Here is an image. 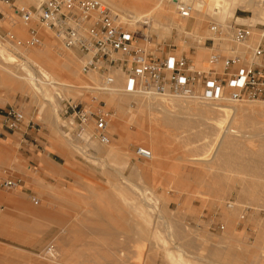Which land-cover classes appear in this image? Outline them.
<instances>
[{
    "label": "rangeland",
    "instance_id": "1",
    "mask_svg": "<svg viewBox=\"0 0 264 264\" xmlns=\"http://www.w3.org/2000/svg\"><path fill=\"white\" fill-rule=\"evenodd\" d=\"M37 1L36 5L41 0ZM100 1L135 24L129 26V30L146 37L147 51L155 58L185 55L193 59L199 69L208 65L212 56L219 55L237 57L241 59V65L260 41L264 44V38L258 42L259 32L264 31V26L258 22L249 27L250 37L254 38L255 43L246 45L245 42L235 43L232 40V32L248 27L252 18L251 13L239 9L235 10L234 17L224 19L227 25L223 28L216 23V14L211 6H207L202 19L197 17L195 11L191 18L181 19L175 7H170L169 0L160 4L157 0ZM31 6L35 5H25L20 0H15L12 5L0 2V11L4 15L0 28L13 36L10 43L0 39V50L8 55L6 59L0 58V75L6 81V87L0 86V98L23 114L21 131H25L28 121L34 122V127L30 125L29 130L34 131L44 144L43 151L31 149L32 153H44L56 166L68 167L73 175L63 171L60 176L42 173L39 165L31 160V152L21 145L24 141L22 136L17 137L11 158L7 162L0 159V181L6 178L21 181L14 189L0 187V264H171L165 260L163 246L166 243L172 244L173 254L179 249L185 260L195 264L264 263V110L252 111L254 113L243 111L245 116L254 119L243 127L246 133L251 134L241 144L242 149L237 150L232 146L226 152V159L203 161L209 158L208 153L205 158L203 154L211 147L216 132L212 127L218 123L205 119L201 111H174V108L170 110L177 114L180 124L168 128L159 120V111H139L140 105L133 97L127 96L130 93L133 95L132 92L127 91L125 85L118 86V75L125 81L121 71L116 69L111 72L114 83L110 90H120L112 95L111 91L102 90L105 89L102 85L103 75L98 72L82 73L78 52L65 49L53 33L39 28L40 44L28 46L27 26L14 15V9ZM152 13L162 16L171 14L178 24H183V30L172 27L168 35L164 34L166 19L154 22L149 16ZM145 15L150 18L147 19ZM235 17L242 21H236ZM212 26L219 30V34L210 32ZM16 28L23 29V36H16ZM46 41L54 43L56 47L43 49L41 43ZM29 58L48 67L66 87L57 90L45 84L35 85L30 80L25 92L15 89L13 83L16 79L8 71L11 69L10 72H14L21 67L23 60L27 63ZM68 63L74 68V79L66 76L68 66L64 64ZM216 69L220 75L223 74L221 63ZM30 71L37 75L34 68ZM23 75L29 80L27 71ZM12 87L20 93L10 90ZM26 89L32 90L31 95L30 90ZM103 93L112 96L113 100H106ZM138 96L143 99L145 94ZM156 97L160 100L166 98ZM31 100L44 108L50 107L55 112L53 122L42 123L39 109ZM59 100L75 101L89 107L103 106L110 114L107 130L109 143L102 146V153L93 147L94 144H102L95 140L86 142L87 135L84 133L79 135L75 129H72L71 135L62 132ZM246 102H264V99ZM234 122L235 119L228 122L230 126L227 122L222 126H229L233 132H237L239 129ZM253 130L258 133H253ZM123 131L127 134L124 135ZM86 132L91 134L92 125L88 126ZM9 137L6 135V138ZM154 142L162 150L161 166L156 170L134 155L138 147L148 149V145ZM236 159H244L245 162L237 163ZM238 181L247 182L248 187H239ZM131 184L139 188L147 187L160 198L158 212H154L156 214L149 227L138 218V211L129 207L137 195V189ZM164 189L167 191L165 198L161 197ZM21 194L23 197H20ZM124 198H128L129 206L123 202ZM33 199L38 203L34 204ZM235 201H239V205L237 202L233 216L224 218L223 215L231 210L226 208L228 202L235 204ZM137 227H146L148 231L141 237ZM48 251L52 254L51 259L46 256ZM110 254L120 262L106 258L108 255L111 257Z\"/></svg>",
    "mask_w": 264,
    "mask_h": 264
},
{
    "label": "built area",
    "instance_id": "2",
    "mask_svg": "<svg viewBox=\"0 0 264 264\" xmlns=\"http://www.w3.org/2000/svg\"><path fill=\"white\" fill-rule=\"evenodd\" d=\"M0 2L12 5L15 0ZM176 11L181 19L191 18L193 0L179 1ZM14 15L27 26L28 46L40 44L39 28L53 33L65 49L78 52L82 73H100L107 87L114 82L112 70L117 69L124 74L129 92L206 103L264 99L262 41L251 50L249 58L241 65V59L237 57L214 55L208 65L197 69L193 59L185 55L155 58L147 51L146 37L130 31L128 19L100 0H42L38 6L15 8ZM210 32L219 34L215 26L210 27ZM250 36L249 27L232 32L235 43H243ZM6 38L11 42L13 40L11 34L6 35ZM220 63L223 71L221 75L216 69ZM58 113L65 135H71L72 129H75L79 135H87L86 142L95 140L102 145L109 143L107 130L111 116L103 106L89 107L75 101L59 100ZM0 116L2 126L7 131H17L24 122L23 114L16 107L6 108L0 112ZM91 125L92 132L88 135L86 130ZM134 155L140 160H149L151 157L144 148H137ZM20 183L18 179L6 178L0 181V187L14 189ZM33 203L38 202L33 199Z\"/></svg>",
    "mask_w": 264,
    "mask_h": 264
},
{
    "label": "bare ground",
    "instance_id": "3",
    "mask_svg": "<svg viewBox=\"0 0 264 264\" xmlns=\"http://www.w3.org/2000/svg\"><path fill=\"white\" fill-rule=\"evenodd\" d=\"M36 2H38L37 0H35ZM42 1V0H41ZM39 1V2H41ZM164 1H168V0H157V2L159 3H163ZM171 5L170 6L171 8L175 7L176 9V5L177 3L180 1V0H169ZM194 11L197 15V17L199 19H202L204 16H205V13H206V8L207 6H211L213 7V11L215 12L216 14V23L220 24L221 27H225V23H224V19L228 18H232L234 17V12L235 10L239 9V10H242V11H245V12H249L252 14V18L249 19V23L250 25L248 27H253L254 24L256 22L260 23L262 26H264V0H194ZM153 2V1H152ZM133 3V2H132ZM140 3V2H139ZM159 3V4H160ZM40 4V3H39ZM37 3V6L39 5ZM165 4V3H164ZM163 4V5H164ZM158 5V4H157ZM140 6V5H139ZM133 8V6H131ZM158 7V6H157ZM139 8V7H138ZM168 8V7H167ZM135 10H137V8L135 7L134 8ZM156 9V7L154 8ZM151 10H153V8H151ZM138 11V10H137ZM136 11V12H137ZM160 11V10H159ZM172 11V10H171ZM152 12V11H151ZM140 13V14H139ZM133 14V13H132ZM138 14L141 15V12L138 11ZM153 14V13H152ZM166 14V13H165ZM164 14V15H165ZM137 15V13H136ZM138 15V16H139ZM143 15V13H142ZM147 17V19H149L150 17H148L147 15H145ZM149 16H151L153 19L154 22H157V20L159 21V19L161 20L162 18H165L166 19V25L164 26V34L168 35V32L169 30L172 28V27H175V28H178L180 29L181 31L183 30V24H178L173 17H171V14H166L165 16H162L161 14H149ZM141 17V16H139ZM236 21H242V19L238 18V17H235ZM142 19V18H141ZM137 21H140V19H138ZM147 21V20H146ZM165 21V20H164ZM163 21V22H164ZM143 22V21H142ZM145 22V21H144ZM128 27L129 26H133L135 25L134 23L128 21ZM159 23V22H158ZM161 23V22H160ZM165 23V22H164ZM163 23V25H164ZM146 24V23H145ZM162 24V23H161ZM150 27V26H149ZM228 28V27H227ZM230 28V27H229ZM250 28V29H251ZM230 30V29H229ZM264 30V29H263ZM256 32V31H255ZM229 33V32H227ZM40 36V35H39ZM45 37V36H44ZM225 36H223L224 38ZM228 37V35H227ZM264 37V31H261L259 32V38H258V42L261 40V38ZM47 38V37H46ZM206 38V37H205ZM216 38V37H215ZM223 38H220L222 41H223ZM231 40V37H229ZM50 39V38H49ZM217 39V38H216ZM228 39V38H227ZM46 40V39H45ZM220 40V41H221ZM48 41V39H47ZM46 41V44H47V47H50V48H55L56 46H54L55 44L51 42V44L49 42ZM51 41V39H50ZM232 41V40H231ZM246 43V45H251L253 43H255L254 41V38L253 37H249L246 41H244ZM59 44V43H58ZM58 50V49H56ZM251 50V49H250ZM2 50H0V58L2 57V59H6L8 58V55L4 54L3 52H1ZM244 52V51H243ZM7 53V52H6ZM16 59V58H14ZM1 61V60H0ZM4 61V60H3ZM22 61V60H21ZM64 61V60H63ZM2 62V61H1ZM16 62V61H15ZM14 62V63H15ZM8 63V62H7ZM13 63V62H12ZM21 67L18 68V69H14L15 71L14 72H10V70L8 71V74L11 75L15 80V82L13 83V86L19 91V90H24L25 89V86L26 85H29L27 84V81H30V80H33V82H35V85H42V84H45V85H48L49 87H52V89H57V90H61L62 88L66 87L65 85H62L61 82H60V77L57 76L56 74H54L51 70H49L48 67H44L42 65H40L38 63V61L36 59H32V58H29L27 59V63L24 62H21ZM7 65V64H6ZM14 65V64H13ZM66 66H68L67 68V71H66V76L70 79V77H72L74 79V68L71 64H64ZM63 65V66H64ZM15 66V65H14ZM49 66V65H48ZM6 68V67H5ZM11 68V67H10ZM31 68H34L37 72V75H34L31 73ZM0 69H2L0 67ZM64 69V67H63ZM4 71H6V69H3ZM79 70V69H78ZM24 71H27L28 72V78H25L24 75H23V72ZM64 71V70H63ZM7 72V71H6ZM3 73V72H2ZM27 74V73H25ZM33 75V76H32ZM93 75V74H92ZM38 76V77H36ZM113 76V75H112ZM64 77V76H63ZM89 77V76H88ZM92 77V76H91ZM100 77V76H99ZM67 78V79H68ZM97 78V77H96ZM68 79V81H70ZM95 79V78H94ZM93 79V81H95ZM100 80V79H99ZM98 80V81H99ZM104 80V79H103ZM124 80V79H122ZM23 81V82H21ZM25 81V82H24ZM77 82V81H76ZM29 83V82H28ZM114 83V82H113ZM100 84V82H99ZM117 84L118 86H124L125 85V82H120L119 79H117ZM83 85V84H82ZM102 85L105 89H102L104 90V92H110L111 94L114 93V92H118L116 90H110V88L112 87L109 86H105L103 81H102ZM84 86V85H83ZM13 87V88H14ZM29 86H27L28 88ZM37 87V86H35ZM42 87V86H41ZM47 87V86H46ZM86 87V86H84ZM121 87V88H122ZM76 88V87H75ZM91 87L87 88L90 89ZM100 88V87H99ZM114 88V87H113ZM45 89V87H44ZM94 90V88H92ZM116 89V88H115ZM27 90V89H26ZM30 89H28L27 91H29ZM84 90V88H83ZM96 90V89H95ZM123 90V89H122ZM121 90V91H122ZM127 90V89H126ZM125 90V91H126ZM26 91V92H27ZM31 91L29 92V94L31 95ZM25 92V90H24ZM52 92V91H51ZM123 92V91H122ZM35 95V93H33ZM133 95H127V96H131L134 98V100L136 101V103H138L140 105V110L139 111H143L144 109L148 110L149 112V109L151 110H157L160 112V119L159 120H162L163 121V124L164 125H167V127L169 128L170 126L171 127H177L178 124H180V121L177 119L176 117V113L174 111H179V110H187V111H201L202 113H204L205 115L203 116L205 119H208V120H213L215 121L216 123H218V125L216 124V127H212L213 129H216V132H215V135H214V140L211 144V147H209V150L203 154V157L205 158L208 153V159H201L203 161H220L222 159H226L227 158V150L228 149H231L232 146L235 147V149H242V146L241 144L248 139V135H250L248 132L246 133V131H244V125L249 121V120H252L254 118L252 117H249V116H245V114L243 113V111L246 113H248L247 111L249 112H252V111H259V110H264V102H242V103H238L237 104H230V103H225L224 101L222 102H213V103H206V102H199V101H195V100H189V99H185V100H177V99H171V98H165V97H162V96H159L161 98H165L164 100L163 99H159L156 97V95L154 94H145V97L143 99H139V96L138 95H142L140 93H135V92H132ZM135 94V96H134ZM29 95V96H30ZM113 95V94H112ZM31 97V96H30ZM33 97V96H32ZM34 100V99H33ZM36 100V99H35ZM37 101V100H36ZM42 101V99H41ZM236 103V102H235ZM50 106V105H49ZM174 108L176 110H174ZM170 109H173L174 111H171ZM257 111V112H258ZM199 112V113H201ZM252 112V113H254ZM152 113V112H151ZM212 116H206V114H209ZM239 113H243L242 115L244 116H241ZM149 114V113H148ZM158 114V113H157ZM176 114V115H175ZM179 114V113H178ZM222 114V115H221ZM180 115V114H179ZM250 115V113H249ZM158 116V115H157ZM252 116V115H251ZM159 117V116H158ZM256 117V115H255ZM235 119L237 125L235 126H238V129L239 131L237 132H233V130H231V128L229 127V123L228 122H233V120ZM237 119V120H236ZM178 120V121H177ZM156 122V121H155ZM159 122V121H158ZM179 122V123H178ZM228 123L229 126H225L222 124L224 123ZM137 124V123H136ZM162 124V123H161ZM233 124V123H232ZM138 125V124H137ZM225 126V127H224ZM234 126V125H233ZM243 128V129H242ZM243 130V131H242ZM138 131V129H137ZM172 131V130H171ZM257 131V130H255ZM253 130V133L255 132ZM126 132V131H125ZM124 133L127 134V132ZM138 133V132H137ZM258 133V131H257ZM255 135V134H253ZM125 138H127L126 136H124ZM123 137V138H124ZM254 137V136H253ZM122 137H120L121 139ZM149 142V141H148ZM151 143V142H150ZM239 145L241 146V148L239 147ZM148 151L150 152L151 154V157L149 160H144V161H147L149 163V166L150 168H152L153 170L157 169L159 167V165L161 166V162H160V156H162L161 152L162 150L160 149V147L158 146V143L157 142H154L153 144L151 145H148ZM128 147V146H127ZM138 148H142V147H138ZM145 149V148H144ZM250 151H253V150H250ZM110 152V151H109ZM237 163H242V162H245L244 159H236ZM123 163V162H122ZM164 164V163H163ZM252 164V163H251ZM254 165V164H253ZM255 166V165H254ZM253 170H254V167H253ZM148 172V171H147ZM154 172V171H153ZM139 176V175H138ZM241 180V179H240ZM125 181V180H124ZM127 182L131 183L130 181H128L126 179ZM243 181V180H242ZM239 182V181H238ZM119 183V182H118ZM153 183V182H152ZM247 182H239L238 184H240L239 187H244L247 188L248 185L246 184ZM264 183V182H263ZM158 184V183H157ZM252 183H250L251 185ZM254 184V183H253ZM132 185V184H131ZM247 185V186H246ZM255 185V184H254ZM253 185V186H254ZM260 185V184H259ZM133 187H135L137 189V195H136V199L133 200V204H131V206H129V204L127 203L128 201V198H124L123 199V202L126 203L127 206H129L131 209H134V210H137L138 211V218H141L142 222L145 223L146 226H150V221L152 219L153 216H155L156 213H154L155 211L158 212L157 210V207H159V201H160V198H158L155 194H154V191L153 190H148V188H139L137 187V185H132ZM158 186V185H157ZM132 187V189H133ZM251 187V186H250ZM257 188V187H256ZM135 189V190H136ZM250 189V188H249ZM165 190V189H164ZM241 190V189H240ZM248 190V189H247ZM247 190H245V192H247ZM254 190V189H253ZM126 191V190H125ZM244 191V190H243ZM263 191V190H262ZM242 191H240V195H242L241 193ZM244 192V194H245ZM253 192V191H252ZM125 193V192H124ZM164 193H167V191H163L162 192V196L161 197H164ZM254 193V192H253ZM135 194V193H134ZM248 193H246L247 195ZM131 195V194H130ZM122 196V195H121ZM165 198V197H164ZM240 200H241V196H239ZM247 198V197H246ZM130 199V198H129ZM250 199V198H249ZM239 200V199H238ZM239 200V201H240ZM110 201V200H109ZM239 201L238 202V205H239ZM162 202V201H161ZM236 202V201H235ZM237 202L234 204H230L226 206L227 209H231L230 211L227 212V214H224V218H227V217H231L233 216L234 214V209H236L237 207ZM258 202V201H257ZM134 213V212H133ZM135 214V213H134ZM154 220V219H153ZM156 220V219H155ZM152 224V223H151ZM138 225V224H137ZM148 226V227H149ZM152 226V225H151ZM154 226V224H153ZM141 227V226H140ZM137 231H138V234L143 237L142 235L146 234L147 231H148V228H138L137 227ZM172 229V228H171ZM150 234V233H149ZM153 239H155L156 237L154 236H151ZM149 238V237H148ZM157 239V238H156ZM184 239V238H182ZM149 240V239H148ZM161 242V241H160ZM177 242V241H176ZM186 242V241H185ZM181 243V241H180ZM172 244H169V243H166L164 246H163V250L165 251V260H169V262L171 264H195V263H192V262H189L187 260L184 259V257L182 256V254L180 253V250L178 249L177 250V253L176 254H173L171 252L173 246H170ZM177 247V246H176ZM180 247V246H179ZM156 249V248H155ZM176 249V248H175ZM185 250V249H184ZM190 250V249H189ZM114 254V253H113ZM111 255V257L108 255L106 256V258H111L112 261H114L115 263H119L117 262L118 258L116 259L114 255ZM45 255V254H44ZM48 255V256H47ZM188 255V254H187ZM191 255V254H190ZM196 255V254H195ZM257 255V253H256ZM46 256L48 257V259L52 257V254L48 251L46 253ZM117 256V255H116ZM108 258V259H109ZM254 258V257H253ZM107 259V260H108ZM120 259V258H119ZM255 259V258H254ZM54 261V260H53ZM52 261V262H53ZM49 262V260H48ZM254 263V262H252ZM251 263V264H252ZM48 264V263H47ZM114 264V263H112ZM121 264H124L121 262ZM198 264V263H196ZM264 264V263H262Z\"/></svg>",
    "mask_w": 264,
    "mask_h": 264
},
{
    "label": "crops",
    "instance_id": "4",
    "mask_svg": "<svg viewBox=\"0 0 264 264\" xmlns=\"http://www.w3.org/2000/svg\"><path fill=\"white\" fill-rule=\"evenodd\" d=\"M22 4L25 5H35L37 6L35 3V0H20ZM32 7V6H31ZM4 15L3 13L0 11V21L3 19ZM16 36L21 37L23 36V29L22 28H16L14 30ZM10 33H4L3 30H1L0 28V39L2 41H6V42H11L10 40H8L6 38V35H8ZM46 43H41L42 48L46 49L47 46H45ZM36 56V55H34ZM118 79L120 82H123L124 80H122L123 78L121 76L118 75ZM125 82V81H124ZM0 86L6 87V81L1 77L0 75ZM16 89V88H15ZM10 90H14V88H10ZM13 92H17L16 90H14ZM20 93V92H17ZM104 95H106V100L110 101L113 100V97L103 93ZM122 101V98H121ZM111 102V101H110ZM123 102V101H122ZM31 103L35 104L38 109H39V116L41 118H39V120L41 119L42 123H49V122H53V114H55V112L49 107V108H44L42 107V105L40 103H35L34 101L31 100ZM8 107H12L11 105L8 104V102L4 99V98H0V112L5 110ZM17 108V107H16ZM18 109V108H17ZM32 114V113H29ZM35 119H37V117L35 116ZM30 125H32V127H34V122L32 120L28 121V124L24 127L25 131H21V128L23 127V124L20 126V128L17 131H7L3 126H2V117L0 116V159L4 162H7L8 159L11 158V153L13 152L15 143L17 141V137L18 136H22L23 138V142L21 143V145L24 146L25 150L31 152V160L35 163H37L40 167V171L42 173L45 174H50V175H57L60 176V174L63 172L68 173V175H73V173L68 169V167H59L58 165L56 166L53 162H51L50 160H48L46 158V156L44 155V153L41 154H35L34 151L32 153L31 149H34L35 151H39L40 149L41 151H43V142L37 137L38 135L34 133V131L29 130ZM6 135H9V138H6ZM25 135H28V137L26 138ZM102 146L105 145H100L98 146V144H94V150L95 151H104L102 150ZM52 148V147H50ZM76 148V147H75ZM101 152V153H102ZM75 168V167H73ZM62 175V174H61ZM26 178H29L26 176ZM35 176L33 178V180H35ZM20 197H23V195L21 194Z\"/></svg>",
    "mask_w": 264,
    "mask_h": 264
}]
</instances>
